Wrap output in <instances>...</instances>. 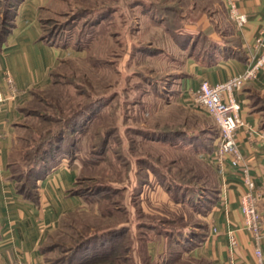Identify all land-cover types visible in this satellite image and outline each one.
<instances>
[{
    "label": "rangeland",
    "instance_id": "374dc122",
    "mask_svg": "<svg viewBox=\"0 0 264 264\" xmlns=\"http://www.w3.org/2000/svg\"><path fill=\"white\" fill-rule=\"evenodd\" d=\"M215 7V0H52L43 10L46 34L54 33L52 41L68 54L52 84L25 105L13 161L22 173L35 150H60L64 170L76 173L70 193L80 190L89 203L73 217L78 224L65 222L50 257L65 256L74 243L69 235L76 240L118 224L130 227L133 264H207L183 255L182 239L159 237L160 230L177 232L195 222L188 205L174 204L156 180L164 173L186 185L213 187L216 169L192 147L139 130L180 128L201 138L215 129L206 114L173 97L180 53L166 29L179 27L176 13L185 27ZM141 172L154 181L140 190ZM198 175L203 179L194 181ZM141 222L159 232L140 229Z\"/></svg>",
    "mask_w": 264,
    "mask_h": 264
},
{
    "label": "crops",
    "instance_id": "0c3cea01",
    "mask_svg": "<svg viewBox=\"0 0 264 264\" xmlns=\"http://www.w3.org/2000/svg\"><path fill=\"white\" fill-rule=\"evenodd\" d=\"M52 0H23L14 17V25L0 47V89L7 93V73L14 77L22 95L8 101L0 114V259L2 264L26 262L45 264L42 246L60 229L64 217L84 210L81 196L70 193L76 173L64 170L61 163L45 178L39 179L36 198L30 199L18 190L10 170L21 132L23 109L32 95L52 84L53 72L65 61L67 49L44 40L42 12ZM196 21L186 25L191 36L190 47L214 50L211 57L188 55L177 46L180 59L173 67V97L181 103L200 88L203 81L214 85L243 74L258 55L256 39L264 27V0H239L249 21L239 30L223 0ZM205 37L203 46L197 38ZM205 53H203V56ZM65 63V62H64ZM171 94V95H172ZM234 96L241 105V116L247 126L238 131V144L257 186L264 193V69ZM202 156L208 160L209 155ZM218 175L219 201L198 219L207 223L209 234L204 243L183 255L208 264H230V235L237 234L238 264H258L255 245L244 229L241 200L244 184L240 173L228 160ZM263 230L261 246L264 257V200L261 202ZM196 217V218H197Z\"/></svg>",
    "mask_w": 264,
    "mask_h": 264
},
{
    "label": "trees",
    "instance_id": "16d2710c",
    "mask_svg": "<svg viewBox=\"0 0 264 264\" xmlns=\"http://www.w3.org/2000/svg\"><path fill=\"white\" fill-rule=\"evenodd\" d=\"M21 2H23V0H0V47L5 42L6 37L8 36L12 28H14V17L17 11V7ZM173 10L175 11V9H172L170 11ZM176 14V20L179 23V27L174 28L175 30L166 28L168 32L171 30L170 32L172 33V37L174 38L176 43L181 48L188 50V55H192L195 57L207 56L210 58L212 53L214 52L211 47L207 50H204L202 47H200L198 50L196 49V46L194 44V47H190V41L192 38L188 33H186V27L180 25V23L183 22V15H179L178 13ZM44 23L45 22L43 21V24ZM44 33V40L48 41V43H52L62 47V45L52 41L54 33H51L49 35H47L46 32ZM197 39V41L200 42V44L203 46V44L205 43L204 35H201L200 38L198 36ZM203 53H205L204 56ZM156 55V53H152L153 57ZM55 71L53 72L52 78L55 74ZM168 81V79L165 80L162 85L165 86ZM85 115L86 114H84L83 116ZM208 118L213 120L215 129L213 130V132L212 130H205L204 136L201 138L196 134H190L191 132H189V130L180 128L170 129L168 131H161L158 129H141L139 131H142L144 134H146V136L162 137L165 142H169L171 144L181 145V142L184 147H192V149H194V152H197V154H211V152L213 153V151H215V141L219 136L220 130L213 117L211 118L208 116ZM50 146L58 147L59 145L58 143L52 144V142H50ZM53 150L54 149L51 147L44 149L43 151H41V149L35 150V153H32V159H30V161L32 162H30L29 166L26 168V172L17 173V165L14 163V161L10 164L9 167L12 175L13 177H15L14 179L18 183V190L20 193L24 194V196L36 200L37 196L39 195L37 193L39 179L45 178L51 171H53L57 166L61 164L63 158L59 157L60 154L58 155L60 150L56 153H54L55 150L54 152ZM214 171L213 187H195L192 185H186L175 179L169 180V177L164 175V173L161 174V181L157 179L156 183L159 186L161 185L164 191L167 192V194L170 196L174 204L182 208L188 205V207L190 208L188 209L190 212H192V219L195 224H185L182 226V228L179 227V230H177V232H165L164 230H160L159 232L157 229V225L148 222H141V224L139 225L140 229H155L159 232V237H161L160 235L170 236L173 242H177V240L182 239L183 244L181 246L183 249H185L186 252H190L191 250L201 246L206 240L207 235L209 234V226L207 223L198 219L197 216L208 214V211H210L211 208L216 204V202L219 201L218 199L221 192L217 172L215 173ZM151 173L154 175L153 171H151ZM139 175L143 177V179L141 180L142 182H139L140 190L145 186H149L152 181H154L150 177V173L144 174L143 172H141L140 174H138V176ZM194 177V181L203 179L202 176L199 175ZM206 182L207 181H205V183ZM75 193L76 195L82 197L84 206L86 207L89 203L84 198L85 196L81 194L80 190H75ZM111 213L112 212L110 210H107L105 216H112ZM78 214L79 212L64 217V222L62 223L60 229H58L57 232L50 236V238L42 246V252L45 257V264H133L132 243L129 241L130 237L128 238L130 227H119L118 224L111 226L110 228L108 227L104 230H98V232L89 234L87 236H79L76 240V234L69 235L68 238L71 239V241H74V243L73 246L65 250V256H62L59 261L50 257V252H53L55 249L60 247L58 241L54 239L64 236L61 234H64L65 222L68 223L70 221L71 223L75 222V224H78L79 222H76L74 220L75 218H73ZM51 241L52 243H50ZM122 241H124L125 245H127L126 248L122 246ZM117 246L120 247L121 250L123 248L122 252H117ZM206 263L208 264V262Z\"/></svg>",
    "mask_w": 264,
    "mask_h": 264
},
{
    "label": "built area",
    "instance_id": "2783aa9c",
    "mask_svg": "<svg viewBox=\"0 0 264 264\" xmlns=\"http://www.w3.org/2000/svg\"><path fill=\"white\" fill-rule=\"evenodd\" d=\"M222 2L235 26L239 30L244 29L249 17L241 11L239 0H223ZM256 49L259 51L258 55L245 73L216 85L203 81L200 88L185 101L188 106L194 107L211 118L213 117L219 127L220 133L215 141V151L208 154V159L219 175L223 174V165L226 160L240 173L244 184V194L241 200L244 229L250 233L253 239L258 264H264L261 246L263 230L261 202L264 200V193L257 186L256 180L251 174V168L238 144V131L247 124L241 116V105L234 96L235 91L242 90L250 81L256 79L260 71L264 69V27L256 39ZM5 82L8 89L7 93L0 89V114L5 111L4 108L8 101L16 102L22 95L11 74H6ZM231 234L230 264H238L235 253L239 247V240L237 234ZM14 264L31 263L24 261Z\"/></svg>",
    "mask_w": 264,
    "mask_h": 264
}]
</instances>
